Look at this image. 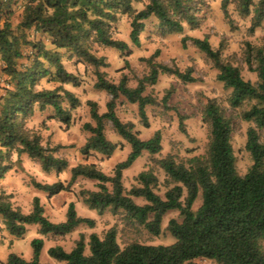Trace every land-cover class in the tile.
I'll use <instances>...</instances> for the list:
<instances>
[{"label":"trees","instance_id":"obj_1","mask_svg":"<svg viewBox=\"0 0 264 264\" xmlns=\"http://www.w3.org/2000/svg\"><path fill=\"white\" fill-rule=\"evenodd\" d=\"M134 2L142 3L140 9L133 8ZM203 0H0V62L1 71L7 77L8 87L0 94V148L15 146L19 156L26 153L36 160L42 171L55 170L60 174L67 168V161L55 155L57 147L41 144L39 134L24 127V117L36 106L39 110L51 107L53 116L68 126L70 111L62 105L65 98L70 107L77 103L76 97L63 88L64 84H77L76 77L62 63L59 50H68L93 68L96 78L94 88L105 91L109 99L105 111L98 112L94 101H87L92 121L82 124L89 133L79 148L82 156L99 153L110 156L116 145L104 133L108 121L117 135L129 145L123 161L115 164L111 175L103 173L95 163L85 162L72 166L68 182L40 183L31 181L34 188L49 197L70 191L72 183L79 177L96 182V190H81L79 196L89 209L99 215L107 208L143 226L152 235L160 233V222L165 212L177 210L180 221L171 218L167 230L174 237L170 245H149L131 242L120 247L114 227L108 228L100 237L91 233L88 237L86 254L83 235H79L69 251L55 245L47 254L64 264H195L193 260L204 258L216 264H264V142L259 131H264V52L262 47L246 43L245 61L249 70L256 74L255 84L244 80L236 66L222 61L218 49H213L206 38L183 36L184 47L190 40L204 53L218 70L217 80L230 89L228 102L232 107L250 101L249 108L242 113L246 121L254 124L246 132L244 148L251 164L243 175L237 173L235 156L230 143L231 124L214 99H208L203 117L209 124V137L204 157H191L187 165L178 163L171 155L158 160L166 176L163 197L153 189L156 176L149 170L139 172L137 185L129 190L123 188L122 171L127 169L143 151L156 154L161 150V136L157 130L148 139H140L131 122H122L115 113V101L121 96L128 103L136 104L140 124L147 128L145 106L154 103L149 95H143L145 86L156 82L159 73H170L183 82H193L190 69L180 72L176 68L156 63L152 57L144 59L149 72L129 87L126 77L117 83L105 78L100 67H105L103 57L92 52L98 44L124 51L127 43L112 38L110 24L117 15L126 14L129 22V40L135 46L140 43L139 35L144 29L143 21L154 16L158 24L172 32L180 33L183 24L195 26L196 12ZM20 4L21 11L15 27L11 25L14 7ZM252 0H241L238 9L248 13ZM227 0L221 8L227 16ZM264 20V0H257L253 9L250 30ZM44 35L51 49L42 40L30 41L27 31ZM32 48L31 65L20 68L18 60L23 57L25 47ZM44 62L47 66H44ZM48 76L53 88L36 90L38 81ZM11 86V87H10ZM168 95L164 97L166 102ZM180 129L183 130L181 123ZM1 156V153H0ZM2 158H0L1 160ZM9 167L1 165L0 178ZM198 192L201 203L195 211L191 206ZM133 198H142L144 204H136ZM0 222L9 236L21 238L27 225L38 226V234L66 235L80 224L94 226V220L79 217L73 202L67 204L65 219L52 222L45 215L38 197H33L31 210L23 213L11 202V195L0 193ZM43 245L41 238L30 242L31 258L26 260L10 252L2 264H48L39 262Z\"/></svg>","mask_w":264,"mask_h":264},{"label":"rangeland","instance_id":"obj_2","mask_svg":"<svg viewBox=\"0 0 264 264\" xmlns=\"http://www.w3.org/2000/svg\"><path fill=\"white\" fill-rule=\"evenodd\" d=\"M241 0H227V16L223 14L221 3L222 0H203L198 6L196 12L197 24L190 26L183 24V30L178 32L169 31L158 24L154 16L144 20V29L139 35L140 43L135 46L129 40V18L126 14H118L116 20L110 24V34L112 38L122 40L127 43L128 48L124 51H118L114 48L94 44L92 52L97 57H103L106 63L105 67L98 70L103 72L105 78L110 82L117 83L121 77H126L129 87H134L137 80L147 75L149 66L144 59L152 57L156 63L176 68L180 72L190 69L191 76L195 79L193 82H183L178 77L170 73H159L154 84L145 86L143 95H149L154 99V103L145 106L148 127H143L139 122L136 104L128 103L123 97L119 96L115 101V113L122 122H131L138 129L140 139H148L155 131L160 132L161 150L156 154H149L143 151L139 157L125 170L122 171L121 182L123 188L127 191L131 186L137 185L136 175L141 171H151L157 178V184L153 191L160 197L166 190V176L158 165V160L171 155L178 163L187 165L191 157H204L208 144L209 124L203 117V109L208 99H214L222 109L225 117L231 124L230 143L235 156V166L237 173L243 175L251 164V159L244 145L246 141V132L254 124L246 121L242 117L243 111L247 110L251 104L250 101L244 102L241 106L232 107L228 102L230 89L223 86L217 80L218 70L213 62L194 44L187 40L186 45L182 47L181 38L188 36L191 38H206L213 49H218L222 61L236 66L242 78L255 84L257 81L256 74L249 70L245 61L246 43L254 47H262L264 52V20L254 30H250L253 9L257 0H252L248 13H242L238 9ZM133 8L140 9L142 3L134 2ZM15 13L11 17L13 28L19 20L21 11L20 4L14 7ZM27 37L30 41L42 40L48 49L50 45L44 35L34 33L33 30L27 31ZM61 60L64 68L72 73L77 84H64L63 88L68 90L77 99L76 106L71 108L68 101L62 98V105L70 111V122L67 125L53 116L51 107L39 110L34 107L31 114L24 117V127L40 135L41 144L47 147H57L55 155L64 158L67 161V168L64 173V183L69 180V170L72 166L93 162L105 174L111 175L113 166L123 161L129 152V145L121 139L112 128L111 124L106 121L104 124V133L106 138L116 145L113 153L107 156L100 154H90L85 158L79 152V148L89 135L82 128L85 122L92 123L89 117V107L87 101H94L98 105V112L105 111V103L110 98L102 90L94 88L96 80L93 74V68L83 60L68 50H62ZM33 56L32 48L25 47L23 57L18 60L21 69L31 65ZM44 66L47 64L44 62ZM0 62V94L4 93V88L8 87L7 77L1 71ZM48 76L38 81L36 90L44 88H53L56 84L48 80ZM11 87V86H10ZM168 95L166 102L163 100ZM183 130L180 129L179 125ZM260 140L264 142V131H259ZM114 137H117L116 142ZM123 143L122 146L120 143ZM2 158L1 165L9 167L7 172V184L12 190L9 193L14 196V203L21 208H26V194L28 187L33 186L31 181L44 182L40 173L38 162L34 159L25 163L16 154L15 146L11 148H0ZM3 177V175H2ZM1 177V178H2ZM42 180V181H40ZM96 182L84 178H77L71 185L70 191L57 196L58 203L64 205L70 199L77 203L78 216L88 217L94 220V226L88 227L83 224L66 235L47 234L39 237L43 240V245L39 254V262L48 264H64L57 261L47 254V249L51 246L59 245L68 250L83 235L85 253L88 254V237L91 233L102 236L104 232L114 227L116 230V240L120 247L131 242L149 245H170L174 242V237L167 230V222L174 218L181 220L177 210H169L164 213L160 222V233L152 235L143 226L131 222L124 217L121 211L113 213L107 208L102 214L95 210L89 209L86 204L81 202L79 193L81 190H96ZM5 192L0 187V193ZM47 195V194H45ZM44 195V196H45ZM136 204H144L142 198H133ZM201 203V194L198 192L191 210L195 211ZM59 211V209L57 210ZM49 215L54 220L61 218V214ZM36 225H29L21 238L10 237L2 223L0 222V264L5 254L14 248L16 253L26 260L31 258L30 242L35 235ZM14 244V245H13ZM195 264H216L212 260L197 258L193 260Z\"/></svg>","mask_w":264,"mask_h":264},{"label":"crops","instance_id":"obj_3","mask_svg":"<svg viewBox=\"0 0 264 264\" xmlns=\"http://www.w3.org/2000/svg\"><path fill=\"white\" fill-rule=\"evenodd\" d=\"M60 52L62 51V50H59ZM134 130H136V131H138V129L136 128V127H134ZM89 135H87L86 136V138L88 137ZM117 140V137H114V140H112V141H114V142H116V140ZM118 143H120L122 146H124L123 145V143H121V142H117V144ZM127 144V143H126ZM128 145V144H127ZM124 149H125V146H124ZM126 150V149H125ZM96 154V153H95ZM97 154H99V153H97ZM101 155V154H100ZM101 156H103V155H101ZM109 157V156H108ZM19 158L25 163L26 161H28V160H31V158L26 154V153H22V154H20L19 155ZM38 168H39V170H40V174L44 177V178H46L45 180H43L44 182H41V183H48V184H50V183H54V182H56V181H62L63 182V180L65 179V177H64V175H65V173H64V171H63V173H64V175H63V177H61L62 175V173H60V174H57L56 173V171L55 170H51L50 172H44V171H42V169L40 168V165L38 164ZM115 166V165H114ZM113 166V167H114ZM98 167V166H97ZM10 170V168H8V170L3 174V177L2 178H0V187H2V189L5 191V192H7L8 194L9 193H12V189L10 188V187H8V184H7V177L8 176H10V175H7V172ZM69 177H70V174H69ZM40 181H42V180H40ZM12 190V191H11ZM62 193H64V192H60L59 194H57V195H54V196H51V197H49L48 195H45L46 193H44V192H42V191H40V190H38V189H36V188H34L33 186H31V187H28L27 189H26V191H25V194L27 195L26 196V208H21V211L23 212V213H28V212H30V210H31V203H32V199H33V197H38L39 198V201H40V204L42 205V207H43V210H44V215L50 220V221H52V222H61V221H63L64 219H65V212H66V208H67V204L69 203V202H75L74 201V199L72 198V199H70L68 202H67V204H65L64 205V203L63 202H61V203H58V201H57V199H56V197L57 196H60ZM45 195V196H44ZM14 196L13 197H11V202H12V204L14 205V206H16V207H18L17 206V204L16 203H14ZM81 202H82V200H81ZM77 203L78 202H76V203H74V206H75V211H76V213H77V215H78V211H77ZM19 207H21V206H19ZM50 209V211L52 212L51 214H61V218L60 219H58V220H54L53 218H51V216L49 215V213H48V210ZM59 209V211H57ZM79 217H83V218H88V217H84V216H79ZM32 225H35V224H32ZM81 225H83V224H80L79 226H81ZM29 225H27L26 226V229H27V227H28ZM79 226H77L76 228H78ZM36 227H37V229L35 230V235H37L38 237L37 238H39V237H43L44 238V236L45 235H40V234H38V226L36 225ZM75 228V229H76ZM36 238V237H35ZM8 239L9 240H13L12 239V236H10V237H8ZM14 245V244H13ZM74 245V244H73ZM63 248V247H62ZM72 248V247H71ZM71 248H69L68 250H66V251H69ZM64 249V248H63ZM10 252H13V253H15V254H17L16 253V251L14 250V248L13 249H11V251ZM10 252H8V253H6L5 254V256H4V258L3 259H1V262H4L5 261V259H6V257H7V255L10 253ZM17 255H19L20 256V254L18 253Z\"/></svg>","mask_w":264,"mask_h":264}]
</instances>
